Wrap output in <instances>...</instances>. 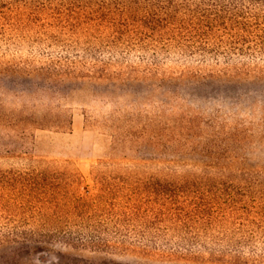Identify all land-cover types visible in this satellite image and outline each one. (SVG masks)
<instances>
[{
    "label": "trees",
    "instance_id": "1",
    "mask_svg": "<svg viewBox=\"0 0 264 264\" xmlns=\"http://www.w3.org/2000/svg\"><path fill=\"white\" fill-rule=\"evenodd\" d=\"M7 39L15 40L12 59L5 49L7 62L24 75L119 83L160 75L163 84L203 87L264 81V0H0V40ZM216 114L199 107L192 117L203 124ZM211 146L219 151L209 158L201 153L210 145L201 144L190 148L198 157L160 164L152 157L100 160L92 207L100 218L5 220L0 247L21 252L53 240L64 251L264 264V165ZM15 159L0 160V186L19 198L3 212L47 215L49 206L67 207L58 204L73 183L65 166L26 150Z\"/></svg>",
    "mask_w": 264,
    "mask_h": 264
},
{
    "label": "rangeland",
    "instance_id": "2",
    "mask_svg": "<svg viewBox=\"0 0 264 264\" xmlns=\"http://www.w3.org/2000/svg\"><path fill=\"white\" fill-rule=\"evenodd\" d=\"M7 46L12 49L7 59H12L15 40H0V160H16L26 150L53 161L60 170L65 166L68 182L73 183L63 187L58 204L77 211L87 207V212L49 206L47 215L6 213L1 210L3 204L12 206L19 198L14 190L6 195L0 186V222L100 218L92 208L93 174L97 162L110 157H152L160 164V160L198 157L190 148L201 144L210 145L201 153L209 158L219 151L211 145L219 144L232 147L234 154L252 164L264 165V81L230 79L203 87L177 80L163 84L160 75L125 83L97 77L24 75L17 73L13 60L7 62ZM199 107L218 114L200 124L192 117ZM185 115L191 116L190 123L182 119ZM59 244L37 243L27 250L29 255L26 250L0 247V264H193L106 251H64Z\"/></svg>",
    "mask_w": 264,
    "mask_h": 264
}]
</instances>
